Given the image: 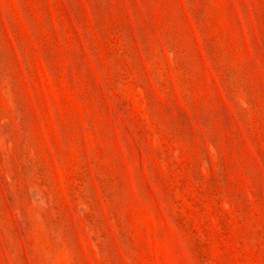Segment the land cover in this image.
<instances>
[{
	"label": "rangeland",
	"instance_id": "374dc122",
	"mask_svg": "<svg viewBox=\"0 0 264 264\" xmlns=\"http://www.w3.org/2000/svg\"><path fill=\"white\" fill-rule=\"evenodd\" d=\"M0 264H264V0H0Z\"/></svg>",
	"mask_w": 264,
	"mask_h": 264
}]
</instances>
